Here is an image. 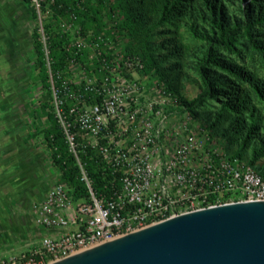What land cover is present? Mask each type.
<instances>
[{"label":"trees","instance_id":"obj_1","mask_svg":"<svg viewBox=\"0 0 264 264\" xmlns=\"http://www.w3.org/2000/svg\"><path fill=\"white\" fill-rule=\"evenodd\" d=\"M20 1L34 22L35 68L46 91L43 108L50 125L44 139L60 173L58 183L76 199L91 198L80 163L98 199L110 201L115 188L122 187V172L109 168L99 149L88 145L77 121V97L91 106L103 102L100 85L113 63L110 52L103 51L106 37H127V56L141 62L142 74L202 122L210 137L224 140L231 155L257 170L264 159V0H39V9L34 0ZM47 11L51 15L41 29ZM69 27L98 44L97 60H89L85 46L72 45ZM75 64L102 77L98 91L73 83ZM188 86L196 90L194 98L186 95ZM52 99L59 105H51ZM57 109L76 134L77 156L70 151ZM6 152L0 146V209L8 195L25 193L30 185L24 169L15 167L13 155ZM257 172L264 179V172ZM5 224L0 210V229Z\"/></svg>","mask_w":264,"mask_h":264},{"label":"built area","instance_id":"obj_2","mask_svg":"<svg viewBox=\"0 0 264 264\" xmlns=\"http://www.w3.org/2000/svg\"><path fill=\"white\" fill-rule=\"evenodd\" d=\"M134 64L143 68L139 60ZM108 81L109 76L100 85L103 102L91 106L92 123L77 121L88 145L99 149L109 168L122 172V187L115 188L114 199H98L80 163L91 198L76 199L65 184L54 185L31 206L33 224L45 232L39 243L0 264H52L175 216L224 204L264 202V179L248 162L216 150L203 153L195 136L169 148L162 135L173 113L158 112L156 121L144 116L138 127L140 113L123 112L118 96L105 99ZM95 88L84 87L98 91ZM57 115L77 156L76 134L60 110Z\"/></svg>","mask_w":264,"mask_h":264},{"label":"rangeland","instance_id":"obj_3","mask_svg":"<svg viewBox=\"0 0 264 264\" xmlns=\"http://www.w3.org/2000/svg\"><path fill=\"white\" fill-rule=\"evenodd\" d=\"M34 2L39 9V0ZM50 15V11L42 13L39 21L41 29ZM33 27L34 22L22 1L0 0V146L5 147V152L13 155L11 160L15 163L14 166L24 169L30 184L25 193L8 195L1 206L6 227L0 229V236H3L0 238V261L17 256L39 243L41 233L45 232L35 228L31 206L34 201L42 199L60 178L59 171L52 164L43 135L50 124L48 110L43 108L47 101L46 91L37 79L35 68ZM69 29L72 45L85 46L90 52L89 60H97L101 53L98 47L92 45L88 38L80 36L79 28ZM41 34V40L46 46L42 30ZM129 47L127 37H106L103 51L110 52L113 63L108 75L109 84L105 86L106 89L109 88L105 99L110 100L118 96V105L122 107L123 112L140 113L137 118L138 127L142 126L140 121L144 116L156 121V113L167 115L172 112L173 115L166 123L162 135L169 148L175 146L178 141L195 136L198 142L203 144V153L216 150L231 155L232 151H227L229 146L224 140L210 137L202 122L195 121L175 100L164 95L155 80L142 74V69L134 64L136 59L127 56ZM73 72V83L79 88L95 87L101 83L99 80L102 77L88 75L80 64L74 65ZM128 85L131 86L130 89L126 88ZM186 95L194 98L197 92L188 86ZM50 104L56 107L58 103L52 99ZM76 107L80 112L78 120H88L89 124L92 123V107L81 96L76 101ZM56 112L58 113V110ZM102 120L103 124L108 121L106 118ZM128 125L134 129L135 125L131 122H128ZM256 168L264 172V159L259 161ZM16 175L13 173L10 178L13 179Z\"/></svg>","mask_w":264,"mask_h":264},{"label":"water","instance_id":"obj_4","mask_svg":"<svg viewBox=\"0 0 264 264\" xmlns=\"http://www.w3.org/2000/svg\"><path fill=\"white\" fill-rule=\"evenodd\" d=\"M53 264H264V202L175 216Z\"/></svg>","mask_w":264,"mask_h":264},{"label":"bare ground","instance_id":"obj_5","mask_svg":"<svg viewBox=\"0 0 264 264\" xmlns=\"http://www.w3.org/2000/svg\"><path fill=\"white\" fill-rule=\"evenodd\" d=\"M83 252H85V251H83ZM80 253H82V252H80ZM79 254V253H78ZM77 255V254H76ZM73 256H75V255H73ZM59 262V261H58ZM56 263V262H55ZM53 264V263H52Z\"/></svg>","mask_w":264,"mask_h":264},{"label":"crops","instance_id":"obj_6","mask_svg":"<svg viewBox=\"0 0 264 264\" xmlns=\"http://www.w3.org/2000/svg\"><path fill=\"white\" fill-rule=\"evenodd\" d=\"M35 226V225H34ZM36 228V227H35ZM38 230V229H37ZM8 243L10 242V241H7Z\"/></svg>","mask_w":264,"mask_h":264}]
</instances>
